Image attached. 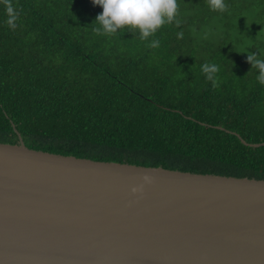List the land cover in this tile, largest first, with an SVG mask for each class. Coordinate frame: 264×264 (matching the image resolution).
<instances>
[{
  "label": "trees",
  "instance_id": "trees-1",
  "mask_svg": "<svg viewBox=\"0 0 264 264\" xmlns=\"http://www.w3.org/2000/svg\"><path fill=\"white\" fill-rule=\"evenodd\" d=\"M12 3L15 30L0 4V144L264 181V85L247 62L264 60V0H224L225 12L177 0L180 26L146 40L97 35L91 0ZM204 63L220 66L218 88Z\"/></svg>",
  "mask_w": 264,
  "mask_h": 264
},
{
  "label": "water",
  "instance_id": "water-1",
  "mask_svg": "<svg viewBox=\"0 0 264 264\" xmlns=\"http://www.w3.org/2000/svg\"><path fill=\"white\" fill-rule=\"evenodd\" d=\"M0 264H264V181L0 144Z\"/></svg>",
  "mask_w": 264,
  "mask_h": 264
},
{
  "label": "clouds",
  "instance_id": "clouds-1",
  "mask_svg": "<svg viewBox=\"0 0 264 264\" xmlns=\"http://www.w3.org/2000/svg\"><path fill=\"white\" fill-rule=\"evenodd\" d=\"M94 5L102 8V13L96 17L93 31L97 35L112 36L118 30L138 31L141 40H146L153 36L155 32L165 24H175L180 26V20L176 19L179 5L177 0H91ZM0 4L5 6L7 20L6 24L12 30L17 28L16 21L22 9L16 8L12 0H0ZM208 4L213 11L225 12L227 5L224 0H208ZM178 39H183L182 31L176 33ZM147 47L156 49L160 47V40H152ZM247 62L252 69L258 71L257 81L264 85V60L259 59L256 54L249 53ZM201 71L207 81L211 82L212 88L220 86L218 73L220 66L215 63H204ZM145 181L148 177H144ZM137 189H133V192Z\"/></svg>",
  "mask_w": 264,
  "mask_h": 264
},
{
  "label": "rangeland",
  "instance_id": "rangeland-1",
  "mask_svg": "<svg viewBox=\"0 0 264 264\" xmlns=\"http://www.w3.org/2000/svg\"><path fill=\"white\" fill-rule=\"evenodd\" d=\"M249 27V26H248ZM263 39H264V37H263ZM264 41V40H263Z\"/></svg>",
  "mask_w": 264,
  "mask_h": 264
}]
</instances>
